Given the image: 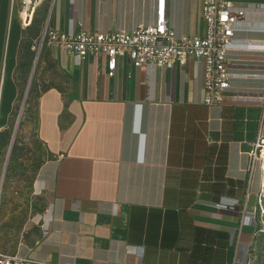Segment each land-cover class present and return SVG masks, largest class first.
Returning a JSON list of instances; mask_svg holds the SVG:
<instances>
[{"label": "crops", "instance_id": "0c3cea01", "mask_svg": "<svg viewBox=\"0 0 264 264\" xmlns=\"http://www.w3.org/2000/svg\"><path fill=\"white\" fill-rule=\"evenodd\" d=\"M232 1L246 9L247 27L228 54L225 102L208 107L205 66L194 58L173 69L122 59L114 77L105 57L79 64L46 46L33 58L46 26L131 31L155 23L158 0H47L27 28L18 1L0 0V135L34 71L23 137L45 155L34 179L44 224L30 220L7 255L38 264H246L264 232V162L252 157L264 136V0ZM202 9L203 0H166L178 38L205 35Z\"/></svg>", "mask_w": 264, "mask_h": 264}, {"label": "built area", "instance_id": "2783aa9c", "mask_svg": "<svg viewBox=\"0 0 264 264\" xmlns=\"http://www.w3.org/2000/svg\"><path fill=\"white\" fill-rule=\"evenodd\" d=\"M17 1L19 16L27 28L34 23L38 11L47 0ZM202 15L206 24L204 36L178 38L168 23L166 0H158L153 25H140L131 31L108 34L74 30L58 32L46 26L34 41L33 50L39 56L46 46H54L72 56L79 64L90 58L105 57L109 77L115 76L122 59H129L136 68L173 69L194 58L198 64L205 66L204 104L208 107L222 106L226 92L231 89L228 54L234 47L239 30L247 27L248 13L246 9L236 7L232 0H203ZM252 157L255 161L264 162L263 135H259L254 144ZM263 204L264 185L259 197L262 211ZM0 264L38 263L18 255L0 253Z\"/></svg>", "mask_w": 264, "mask_h": 264}, {"label": "rangeland", "instance_id": "374dc122", "mask_svg": "<svg viewBox=\"0 0 264 264\" xmlns=\"http://www.w3.org/2000/svg\"><path fill=\"white\" fill-rule=\"evenodd\" d=\"M36 23L42 22L41 15ZM40 32V29H39ZM34 60L37 53L34 52ZM28 74V73H27ZM22 98L14 113L10 128L0 135V253L10 254L14 251L18 238L30 220L36 226L42 227L44 215L39 195L34 189V179L45 155L41 144L30 137H23L27 125L29 103L32 95L36 94L34 81L31 82L30 92L26 96L28 79L23 81ZM24 106V107H23ZM20 124L18 123L19 116ZM18 123V124H17ZM15 141L11 149V141ZM6 140V145L1 147ZM259 220L264 222V211L260 210ZM264 264V234L258 236L250 251L246 264Z\"/></svg>", "mask_w": 264, "mask_h": 264}, {"label": "water", "instance_id": "95a60500", "mask_svg": "<svg viewBox=\"0 0 264 264\" xmlns=\"http://www.w3.org/2000/svg\"><path fill=\"white\" fill-rule=\"evenodd\" d=\"M33 76H34V71L32 72L31 80H30V82H29V84H28V87H27L26 96H25V100H24V105H25L26 98H27V96H28V94H29V91H30V87H31V82H32V80H33ZM23 107H24V106H23ZM21 117H22V116L20 115V118H21ZM15 134H16V132L14 133V136H13L12 141H11V149H12L13 144H14V141H15Z\"/></svg>", "mask_w": 264, "mask_h": 264}, {"label": "trees", "instance_id": "16d2710c", "mask_svg": "<svg viewBox=\"0 0 264 264\" xmlns=\"http://www.w3.org/2000/svg\"><path fill=\"white\" fill-rule=\"evenodd\" d=\"M263 234H264V232H263Z\"/></svg>", "mask_w": 264, "mask_h": 264}, {"label": "bare ground", "instance_id": "6f19581e", "mask_svg": "<svg viewBox=\"0 0 264 264\" xmlns=\"http://www.w3.org/2000/svg\"><path fill=\"white\" fill-rule=\"evenodd\" d=\"M264 210V209H263Z\"/></svg>", "mask_w": 264, "mask_h": 264}]
</instances>
